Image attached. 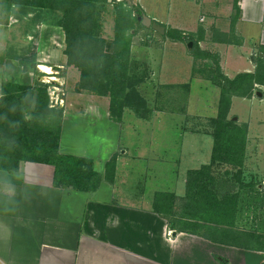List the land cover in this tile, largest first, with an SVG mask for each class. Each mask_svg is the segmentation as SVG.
Masks as SVG:
<instances>
[{"label":"rangeland","instance_id":"374dc122","mask_svg":"<svg viewBox=\"0 0 264 264\" xmlns=\"http://www.w3.org/2000/svg\"><path fill=\"white\" fill-rule=\"evenodd\" d=\"M118 3L129 8V11L135 0H108L106 3L96 4L97 21L99 19L103 27L100 32L96 30L99 32L97 39L106 41L107 44L112 43L115 38V6ZM234 16L235 12L231 15V19ZM62 18L61 12L51 8L0 4V44L2 42L9 44L7 52L4 55L0 54V63H9L10 69V72L4 75V79L17 83V78L20 76L25 83L24 86L45 89L48 108L53 111L58 108H51L49 92L54 87L60 88L65 94L63 118L66 114L68 121L71 117L78 119L65 123L64 129L62 128L64 152L81 157L98 154L96 168L102 170L105 157L120 139L117 138L119 127L112 126L108 122L107 115L101 116L100 122V120L91 121L92 117L88 119L84 115L77 116V114L84 113L89 106L93 108L100 106L110 111L112 97L103 92L108 88L111 89L115 84L110 85L111 82L99 81L97 78L91 83L92 88L98 89L97 93L87 92L81 88V73L76 67L68 66L66 54L68 42L62 27ZM56 29L64 33L62 39L60 36L58 39L52 38L56 34ZM231 29L230 26L228 30L232 37L234 35H231ZM145 31L147 30H144V25L141 23L126 31L124 35L125 40L128 39L131 43L128 68V79L131 81H128V88L125 91L129 101L126 102L120 121L124 129L122 147L134 146L133 149L130 148L132 155L139 153L136 152L138 146L141 149V145H147L150 156L161 155L163 160L154 161L153 164L148 160L137 165L136 184L142 183V185H132L134 196L138 195L136 198L144 196L151 200L150 198L154 199L153 196L156 199L158 193L172 194L174 196L172 210L178 216L174 218L175 215H171V221L176 220L175 223L179 226L178 223L182 220L181 227H184L186 221L190 230L196 231L201 237L230 231L229 222L226 218H222V215L233 216L234 219V213V232L239 230L253 236H255L253 233L264 235V86L254 85L249 98L234 97L227 114V122L233 121L238 128H247L245 145L241 143L235 147L236 155L242 147L244 151V161L238 167L229 163H213L216 122L221 111V90L213 86L209 80L213 76H219L217 67L220 73L225 76L229 73L231 77L245 73L251 63L257 67L259 51L262 52L263 49L254 47L255 43L250 44L245 51L239 52L247 56L246 62H241L239 69L232 71V64L222 62V59L224 61L227 59L228 47L217 50L219 53L211 54L212 56L208 58L196 57L194 45L192 44L191 50L188 49L192 42H182L184 47H179L193 60L192 69L190 60L174 51L177 46L167 36H160L151 30ZM82 38L87 46L89 40L86 34L81 36V40ZM199 38L200 36L196 38L199 43L204 40ZM79 48L78 53L83 50L81 46ZM134 48L143 51L147 48L150 53L146 52L145 60L141 61ZM151 51L155 53L151 54ZM84 52L87 54L86 48ZM107 52L111 53V51ZM88 54L90 55L89 49ZM147 55L152 62L146 61ZM261 63L260 66L264 68V62ZM41 65L50 67L53 74L42 72ZM190 70L193 72L190 73ZM18 72L19 74H16ZM255 72L256 70L253 71ZM59 84L62 86L58 87ZM118 89L120 87L117 91ZM54 122V115H42V118L39 116L33 120L32 126L45 128ZM112 127L114 130H111ZM103 128L106 130V136L103 134ZM101 144V149L104 145L103 152L99 148ZM182 155L188 160L175 162L176 159H182ZM203 167H208L210 172L205 173L206 178L203 177L201 180L210 183L209 191L215 193L218 200H225L227 195L237 196V200L230 202L233 203L231 205L226 201H218L221 207L226 208L219 207L215 211L205 209L206 213L201 216L198 215L202 212L201 208L195 209L194 205L196 201L201 200L195 196H204L201 191L208 193V190L203 189L204 183L199 188H190L194 185H189L188 180L190 173L201 171ZM141 176L147 178V182L143 183ZM153 204L155 205V201ZM207 213L213 217L207 216ZM216 238L223 240L221 235ZM224 240L228 241V239Z\"/></svg>","mask_w":264,"mask_h":264},{"label":"crops","instance_id":"0c3cea01","mask_svg":"<svg viewBox=\"0 0 264 264\" xmlns=\"http://www.w3.org/2000/svg\"><path fill=\"white\" fill-rule=\"evenodd\" d=\"M234 1L135 0L134 5L143 10L144 16L164 27L166 33L170 29L195 39L200 36L199 39H204L199 43L203 52L211 55L228 47L225 48L227 59L222 62L232 64L231 70L235 71L247 60L239 52L252 43L263 49L258 56L264 58V0H239L242 17L235 23L231 37L228 29L232 27ZM144 30L157 33L151 27L144 26ZM62 33L56 29L52 38L62 39ZM173 44L177 46L174 51L186 56L193 69V60L180 49L183 43L173 41ZM8 47V43L2 42L0 54L4 55ZM135 51L141 61L145 60L146 52L150 53L147 48ZM148 56L146 61L152 62ZM8 66L7 62L0 63V101L4 75L10 72ZM255 70L256 65L251 63L244 72ZM227 76L231 79L237 75L231 77L227 73ZM18 77L17 83L24 85ZM80 115L92 117L91 121L107 115L108 122L119 127L117 138L120 139L105 157L102 170L96 168L98 154L81 157L64 152L61 133L59 152L93 160L95 170L102 176L99 188L94 192L56 188L54 168L45 164L21 162L18 172L0 170V264H264V252L214 243L186 230H173L169 218L155 211V197L136 198L138 195L135 197L132 189L136 184L137 165L148 160L152 164L162 162L163 157L150 156L147 145H141V149L138 146L139 153L130 155V148L134 146L122 147L123 124L112 120L108 110L89 106L84 113L77 114ZM67 119L65 114L63 129L65 123L78 120ZM115 158L116 170L113 180L109 181L105 177L107 166ZM184 159L188 160L182 155L175 162H184ZM141 179L147 182L144 176ZM139 184L142 185H136Z\"/></svg>","mask_w":264,"mask_h":264},{"label":"trees","instance_id":"16d2710c","mask_svg":"<svg viewBox=\"0 0 264 264\" xmlns=\"http://www.w3.org/2000/svg\"><path fill=\"white\" fill-rule=\"evenodd\" d=\"M108 0H0V4L23 5L38 8H51L63 14L62 27L67 35V57L68 66L76 67L81 73V88L87 92H98V89L92 88L91 83L97 78L99 81L111 82V89L104 90L103 94H109L112 97L110 116L115 122H120L123 109L129 101V96L126 95L128 88V68L130 59L131 43L125 40V32L131 30L135 25H141L138 21L139 17L144 15L143 10L136 5L126 8L122 3H118L116 8V26L115 38L112 43H106L97 39L103 27L97 21L96 9L97 3H106ZM235 16L232 20V31L234 25L239 20L241 10L239 0L234 1ZM96 30H99L97 32ZM202 33V31H200ZM86 34L89 43H83L81 36ZM166 36L173 41L192 42L196 57H211L212 55L200 50L199 41L191 35H184L180 31H168ZM98 40V41H97ZM73 42V43H72ZM98 45V46H97ZM79 46L87 50V54ZM86 46V47H84ZM90 50V55L88 54ZM111 51V53L107 52ZM88 55V56H86ZM264 59L259 57V62L255 73H243L237 75L234 79H230L217 67L218 75L213 76L212 85L219 87L221 90V103L219 119L216 122L215 147L213 150V163L222 162L229 163L235 166H241L243 163V147L238 150L236 155L235 147L237 145H245L246 127H239L233 122H227V114L232 104V99L249 98L252 95L254 85L264 86V68L260 65ZM95 77V78H94ZM220 77V80H219ZM95 84V83H94ZM120 87V89L117 88ZM120 94L121 96H118ZM2 99L0 101V170L7 172H18L21 162H32L45 164L54 168V186L56 188H72L80 192H94L101 183L102 176L95 170L94 161L88 158H80L69 155H62L60 151V140L62 131L63 113L62 109L53 111L48 108V97L45 89L29 88L24 85L14 83L10 79H4L1 87ZM142 102V100L140 99ZM42 115L55 116V122L52 125L48 124L45 128L32 126L33 120ZM33 117V119L31 118ZM240 157L242 159H240ZM116 170V158L108 163L105 177L112 181ZM210 172L208 167H203L201 171L192 172L189 174V185H194L190 188H199L201 186L205 173ZM209 184L204 183L203 189L208 190L204 196H195L201 201L195 202V209L201 208L202 212L198 215L203 216L205 209L215 211L221 207L219 202H228L230 205L237 200V196L227 195L225 200L217 199L215 193L209 191ZM196 191V189H195ZM190 197V196H189ZM174 196L163 193L157 194L155 199V211L169 218V224L173 230L180 232L190 230L187 222L179 221L176 225V220L171 221L170 216L178 215L173 213ZM219 201V202H218ZM229 204H226L229 205ZM216 205V206H215ZM197 206V207H196ZM214 207V209H213ZM225 209L224 207H221ZM230 208V207H228ZM213 209V210H212ZM234 219H235V213ZM207 216L213 217V215ZM229 222L231 230H227L222 234H213L204 236V238L218 244H228L230 246L264 252V235L253 233V235L244 232L233 231L235 224L233 216L222 215ZM213 221V220H212ZM181 224V225H180ZM197 225H194L196 227ZM230 232H233L231 234ZM230 233V234H228ZM194 234V235H195ZM221 235L223 240L216 238ZM252 237V238H250ZM250 238V239H249ZM224 239H228L224 240Z\"/></svg>","mask_w":264,"mask_h":264},{"label":"built area","instance_id":"2783aa9c","mask_svg":"<svg viewBox=\"0 0 264 264\" xmlns=\"http://www.w3.org/2000/svg\"><path fill=\"white\" fill-rule=\"evenodd\" d=\"M57 84V83H55ZM62 85L59 84L58 87H61ZM50 101H51V108H58V109H64L65 102H64V96L65 94L61 91L60 88L54 87L53 90H50Z\"/></svg>","mask_w":264,"mask_h":264},{"label":"water","instance_id":"95a60500","mask_svg":"<svg viewBox=\"0 0 264 264\" xmlns=\"http://www.w3.org/2000/svg\"><path fill=\"white\" fill-rule=\"evenodd\" d=\"M138 21H140L144 26L146 27H151L154 29L157 33L160 35H165L166 34V29L160 25H158L156 22H153L150 18L147 16H142L138 18ZM192 46V43H190V47Z\"/></svg>","mask_w":264,"mask_h":264},{"label":"bare ground","instance_id":"6f19581e","mask_svg":"<svg viewBox=\"0 0 264 264\" xmlns=\"http://www.w3.org/2000/svg\"><path fill=\"white\" fill-rule=\"evenodd\" d=\"M40 70L46 74H49V75H52L53 74V71L50 67H47V66H41L40 67Z\"/></svg>","mask_w":264,"mask_h":264}]
</instances>
